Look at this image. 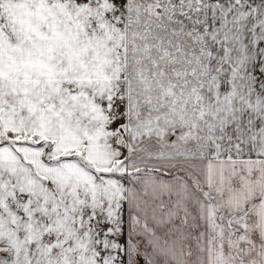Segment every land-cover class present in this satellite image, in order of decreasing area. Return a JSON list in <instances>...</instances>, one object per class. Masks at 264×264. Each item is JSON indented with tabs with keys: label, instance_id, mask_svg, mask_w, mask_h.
<instances>
[{
	"label": "snow or ice",
	"instance_id": "6c2138e0",
	"mask_svg": "<svg viewBox=\"0 0 264 264\" xmlns=\"http://www.w3.org/2000/svg\"><path fill=\"white\" fill-rule=\"evenodd\" d=\"M0 264H264V0H0Z\"/></svg>",
	"mask_w": 264,
	"mask_h": 264
}]
</instances>
